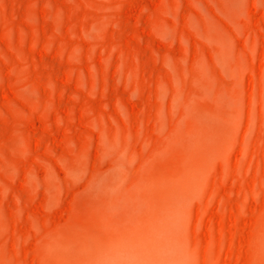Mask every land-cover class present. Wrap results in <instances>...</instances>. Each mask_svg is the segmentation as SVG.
<instances>
[{
	"label": "rangeland",
	"instance_id": "rangeland-1",
	"mask_svg": "<svg viewBox=\"0 0 264 264\" xmlns=\"http://www.w3.org/2000/svg\"><path fill=\"white\" fill-rule=\"evenodd\" d=\"M84 262L264 264V0H0V264Z\"/></svg>",
	"mask_w": 264,
	"mask_h": 264
},
{
	"label": "bare ground",
	"instance_id": "bare-ground-1",
	"mask_svg": "<svg viewBox=\"0 0 264 264\" xmlns=\"http://www.w3.org/2000/svg\"><path fill=\"white\" fill-rule=\"evenodd\" d=\"M103 245H104V244H103ZM131 245H132V244H131ZM134 245H135V244H133V246H134ZM106 246H107V247L112 246V247H111L112 249L115 248V246H114V248H113V244H111L110 246H109V244H108V245H106ZM122 246H123V245H122ZM122 246H121V247H122ZM125 246L127 247V246H129V245L126 244ZM133 246H132V247L130 246L131 248H130V247H129V248L132 249ZM111 248H110V251H111ZM123 248H124V247H123ZM135 248H136V247H135ZM104 249H105V248H104ZM116 249H118V248H116ZM124 249H125V248H124ZM126 249H128V248H126ZM112 251H113V250H112ZM123 251H124V250H123ZM126 251H127V250H126ZM129 251H130V250H129ZM134 251H135V250H134ZM136 251L138 252V251H139V248H138V250H136ZM131 252H132V251H131ZM137 252H135V253H137ZM144 252H145V251H144ZM111 254H112V253H111ZM116 254H117V253H116ZM141 254H142V253H140V251H139V255H141ZM145 254H146V253H145ZM145 254H144V255H145ZM153 254H154V253H153ZM156 254H157V253H156ZM121 255H123V254H121ZM134 255H135V254H134ZM139 255H137V256H139ZM144 255H143V256H144ZM116 256H117V255H116ZM116 256H115V258H116ZM135 256H136V255H135ZM121 257H122V256H121ZM149 257H150V256H149ZM151 257H152V256H151ZM135 258H136V257H135ZM138 258H139V257H138ZM140 258H141V257H140ZM142 258H143V257H142ZM146 259H148V256L146 257ZM138 260H140V259H138ZM151 260H152V259H151ZM151 260H150V261H151ZM115 261H117V260H115ZM122 261H123V260H122ZM124 261H125V260H124ZM143 261H144V259H143ZM97 262H98V261H97ZM106 262H107V261H106ZM135 262H137V261H135ZM144 262H149V261L146 260V261H144ZM166 262H167V261H166ZM117 263H118V262H117ZM121 263H122V262H121ZM121 263H120V264H121ZM123 263H124V262H123ZM137 263H138V262H137ZM164 263H165V262H164ZM83 264H86V263L84 262ZM87 264H88V263H87ZM89 264H90V263H89ZM110 264H113V263H110ZM140 264H141V263H140Z\"/></svg>",
	"mask_w": 264,
	"mask_h": 264
}]
</instances>
